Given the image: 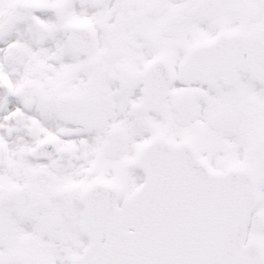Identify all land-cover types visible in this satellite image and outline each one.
Masks as SVG:
<instances>
[{
	"label": "snow or ice",
	"instance_id": "snow-or-ice-1",
	"mask_svg": "<svg viewBox=\"0 0 264 264\" xmlns=\"http://www.w3.org/2000/svg\"><path fill=\"white\" fill-rule=\"evenodd\" d=\"M0 264H264V0H0Z\"/></svg>",
	"mask_w": 264,
	"mask_h": 264
}]
</instances>
